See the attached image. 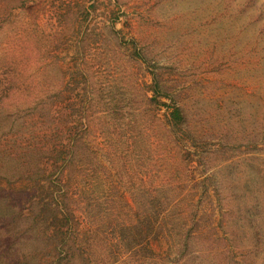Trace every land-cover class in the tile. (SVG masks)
<instances>
[{
	"label": "rangeland",
	"instance_id": "374dc122",
	"mask_svg": "<svg viewBox=\"0 0 264 264\" xmlns=\"http://www.w3.org/2000/svg\"><path fill=\"white\" fill-rule=\"evenodd\" d=\"M0 167V264H264V0H0Z\"/></svg>",
	"mask_w": 264,
	"mask_h": 264
},
{
	"label": "trees",
	"instance_id": "16d2710c",
	"mask_svg": "<svg viewBox=\"0 0 264 264\" xmlns=\"http://www.w3.org/2000/svg\"><path fill=\"white\" fill-rule=\"evenodd\" d=\"M172 120H173V125H175V124L180 125V124L183 123V120H184L180 107H178L176 105L173 106V110H172ZM34 152L35 151L30 150L29 155L30 156L33 155ZM70 154L73 155V156L75 155L73 153V150L70 152ZM34 162L36 164H38L36 162V159H34L33 163ZM1 169L4 170V168H1ZM15 180H17V178H15L13 180V182ZM52 182H54V181H52ZM6 193H7L6 188L0 186V214L2 215V216H0V226L2 228H4L3 227V221L6 223V220L5 219H7V216L10 214V213H6L5 207H8L10 211L13 210V213L14 214H16V212H17L16 209L10 208V204L7 201V200H9V196H7ZM53 200L55 202H57V208L61 212V215H62V217H61V223L64 226L68 227V225H69V219L71 217L69 215V211H68V214H67L66 211L69 210V207L67 206V204L64 201H59V199H58V197L56 195H53ZM30 202H31V205H30V214L34 215L35 217H39V214L41 215L40 211L42 209H33L32 208L33 206L36 207V203L38 201L31 200ZM49 203H50V201H48V204ZM38 204H40V202ZM37 207H38V205H37ZM35 210H37V211L39 210V211L38 212H35ZM65 214H67V215H65ZM41 218H43V217H41ZM53 219H57V217L52 218L51 221H53ZM46 222H47V220H46ZM45 226L47 227L48 230H50L51 228H53L49 224L48 225H45ZM46 227H44V226L42 227L43 231H45V228ZM60 227L63 228V226L61 224H60ZM66 227H64V230L63 229L62 230H59L58 227L55 225L54 226V229H53V232L49 233V231H47V233H46L47 234V237H52L53 236L55 238L56 237V234H57L58 238L60 236V239H59V241H57V245L55 246V250L58 252L59 256L65 252L64 251L65 249H63V248L65 247V245H67V242H68L67 235L69 234V232H68V229ZM67 257H68L67 252H65V254L63 255V260L64 259H67Z\"/></svg>",
	"mask_w": 264,
	"mask_h": 264
}]
</instances>
